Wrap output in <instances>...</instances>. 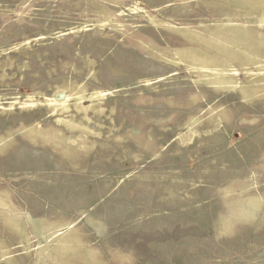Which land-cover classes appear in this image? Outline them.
<instances>
[{"label": "rangeland", "instance_id": "rangeland-1", "mask_svg": "<svg viewBox=\"0 0 264 264\" xmlns=\"http://www.w3.org/2000/svg\"><path fill=\"white\" fill-rule=\"evenodd\" d=\"M263 21L264 0H0V264H264ZM57 91L105 94L87 120Z\"/></svg>", "mask_w": 264, "mask_h": 264}, {"label": "bare ground", "instance_id": "bare-ground-1", "mask_svg": "<svg viewBox=\"0 0 264 264\" xmlns=\"http://www.w3.org/2000/svg\"><path fill=\"white\" fill-rule=\"evenodd\" d=\"M137 9V8H136ZM133 10H135V8H133ZM262 22V21H261ZM264 22V21H263ZM245 54H247L244 51ZM250 58H253V54L248 53L247 54ZM187 56V54H184L182 56L179 57V61L180 62H186L189 66L192 65L191 61H187L184 60V58ZM255 57V56H254ZM229 64H226V66H228ZM225 67H213L212 65L209 64H204L203 66H201V68L207 69L212 71L213 73L217 74V75H226V76H235V73H237V70H233V72L231 71H226L224 68ZM250 73V71H246L245 74ZM62 91V90H61ZM61 91H57V93H55V95H53V97L47 99L50 105H53L55 108L54 110H61L62 113L69 111L70 108H72V106H74V108L79 111V112H84V118L89 120V113L88 110L90 107H92L91 105H86L85 104V100H90L92 98H94L95 96H101L103 97L104 94L100 91H95L93 93H91V95L87 96L85 95L83 92L82 93H76V94H70V95H64L61 94V97H58L59 93H61ZM74 97L75 102L73 104L70 103L71 98ZM72 105V106H71ZM98 112H102L103 108L102 106H100L97 109ZM57 121L59 122H63L66 126L74 128V127H81L78 124H75L71 119H65V118H58ZM86 121V120H85ZM88 123V122H87ZM85 127V126H84ZM87 127V126H86ZM85 127V128H86ZM244 213V212H243ZM247 213L250 214V216L254 215L255 210L251 209L250 211H248ZM228 224V223H227ZM226 224V225H227Z\"/></svg>", "mask_w": 264, "mask_h": 264}]
</instances>
